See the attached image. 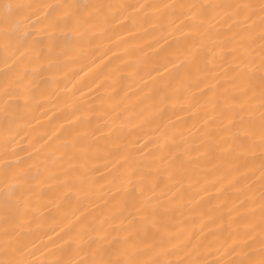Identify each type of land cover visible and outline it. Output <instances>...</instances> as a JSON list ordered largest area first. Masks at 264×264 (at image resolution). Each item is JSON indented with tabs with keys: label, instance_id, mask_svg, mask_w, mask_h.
<instances>
[{
	"label": "bare ground",
	"instance_id": "6f19581e",
	"mask_svg": "<svg viewBox=\"0 0 264 264\" xmlns=\"http://www.w3.org/2000/svg\"><path fill=\"white\" fill-rule=\"evenodd\" d=\"M13 2L113 5L115 7L111 9H103L102 14L119 16L122 5L165 3L259 5L260 0H13ZM147 11L149 16L136 26L120 17V24L92 27L84 41L73 40L70 47L58 49L68 53V67L57 73L55 80L47 73L36 78L33 85L35 98L30 110L23 119L11 125L13 129L11 135L21 147L32 152L34 158L37 156V149L41 160L49 158L48 170L41 168L39 179L34 182L36 185L34 192L29 193L32 204L28 208L21 207L9 217V225L17 228L21 240L30 250L36 251V258L40 260L45 259L49 248L56 252L55 256L47 257L50 260L92 258L91 254L98 247L97 233L93 232L90 237H84L79 245H73L71 248L64 243L69 239V232L75 231L77 217L88 222L110 220L112 228L109 231L112 236L109 239L120 234L116 230L117 225L122 221L124 224L131 221L136 227L133 229L135 239L129 247L134 249H143L151 245L160 234L175 237L179 233L181 239L187 240L191 237L195 242L198 238L211 240L212 232L227 237L247 227L245 214L248 210L240 206L244 199L242 190L251 184L254 186L253 198L259 197L260 149L256 147L249 152L247 147L243 150L236 147L246 143L242 134L241 139L228 143L220 139L224 135L222 132H214L211 140L204 135L205 131L213 127L211 122L207 128L204 125L207 118L205 113L209 111L207 96L211 95L208 86L214 84L217 79L223 84L224 69L232 59L228 53L233 48L247 50L245 37L237 36L235 31L229 32L226 22L231 21H228L224 10L212 11L206 21L210 25H215L212 33L221 38L231 37L230 40L223 42V46L214 48L213 56L204 48L196 49L194 37L187 34L188 28H183L184 34L176 31L171 26V19L174 17L167 16L165 10ZM127 12L137 14L131 8H128ZM139 15L143 16L144 11H139ZM255 19L258 24V17ZM4 27V21L0 20V33ZM39 38L45 39L42 35ZM256 38L258 40V29ZM2 46L3 41L0 40V48ZM253 47L257 49L255 55L258 57L259 43ZM186 48L192 49L190 63L174 68L172 62L176 60V55ZM165 63L168 64V72H164ZM258 65L257 59L256 66ZM196 66L202 71L197 72ZM5 72V66L0 63V81L4 79ZM158 73L163 74V82L177 99L175 107L169 105L163 113L154 115V109L150 107L152 99L155 98L150 92L154 87L150 77H155L159 83L161 76ZM259 76L260 73L257 71L254 76V83L257 85ZM44 80L49 81L47 85L44 84ZM144 81H148L147 87ZM66 88L72 89L74 95L66 93ZM237 91L233 89L234 93ZM73 102L81 109L82 120L76 125L79 131L76 143L78 147L85 149L89 157L86 159H69L71 148L55 152L56 147L65 139L62 126H66L65 117L71 113L69 104ZM13 103L17 105L18 110H23L25 104L23 99ZM254 103L258 107L259 101ZM89 106L92 111H89ZM113 107L120 113L118 117L112 112ZM105 112L108 113L107 116L104 115ZM254 116L258 127L259 112H255ZM165 125H168L167 129ZM6 126L8 118L0 106V134ZM165 133L173 158L167 164V171L162 168L158 173L150 174L155 191L149 187H141L137 191L125 182L113 198L110 193L116 191V188L113 182L114 173L110 169L116 166L120 153L113 149L112 155L107 157L111 163H107L105 148L110 147L117 137L126 143L142 138L141 144H137L132 151L135 152L136 148L146 145L143 147L144 153L150 151L155 153L156 144ZM57 136L60 139H57ZM172 137H175L174 142ZM255 139L258 141V137ZM173 143L179 147H174ZM185 151L188 155L182 154ZM53 152L54 157L50 155ZM19 155L21 158H27V152H19ZM53 159L55 163H52ZM70 169L75 171L65 176L64 173ZM56 177H59L60 181L69 179L75 181V188L62 187ZM5 191L6 185L0 178V208ZM148 198H151L153 206L160 209L154 217L155 228L151 224L145 226L139 216L133 219L127 212L123 215L120 213L118 205L126 204L127 211L134 212V206H138V201ZM252 207L256 211L252 221L255 223L259 220V206ZM5 226L4 215L0 211V241L3 240ZM104 227L108 228V223H105ZM218 255L204 258L212 260L218 258Z\"/></svg>",
	"mask_w": 264,
	"mask_h": 264
},
{
	"label": "snow or ice",
	"instance_id": "6c2138e0",
	"mask_svg": "<svg viewBox=\"0 0 264 264\" xmlns=\"http://www.w3.org/2000/svg\"><path fill=\"white\" fill-rule=\"evenodd\" d=\"M113 7L115 6L72 3L18 4L13 0H0V20H3L5 24L3 32L0 33V40L3 41V46L0 48V63L6 69L5 77L0 81V106L8 118V126L0 134V178L6 185L2 208H0L6 225L2 233L3 240L0 241V264H264V0H260L259 5L250 3L122 5L119 16L102 14L103 9ZM128 8L137 14L133 15V13L127 12ZM148 9L165 10L167 16L174 17L171 19V26L176 31L184 34L183 28H188L189 33L187 34L194 37L196 49L204 48L213 56H215L214 48L223 46V42L230 40L231 37L221 38L212 33L215 25L206 23L212 11L224 10L228 21H231L230 23L226 22L229 32L235 31L237 36L245 37L244 42L247 43V50L241 51L233 48L228 53L232 59L228 67L224 69L223 84L220 79H217L214 84L208 86L211 95L207 96L209 111L205 113L207 118L204 120V125L207 128L211 122L213 127L211 130L205 131L204 135L211 140L214 132H222L224 135L220 139L228 143L241 139L242 134L246 143L236 145V147L241 150L247 147L249 152H252L256 147L260 149L261 187L259 197L258 199L253 198L254 186L251 184L242 190L244 199L240 206L248 210L245 214L247 227L243 231L229 234L227 237L212 232L211 240L198 238L195 242L191 237L187 240L181 239L179 233L175 237L160 234L151 245L143 249H134L129 247L135 239L133 229L136 227L131 221L128 224H124L122 221L120 225H117L116 230L120 234L109 239L112 236L109 231L112 228L110 220L88 222L81 221L80 217H77V227L75 231L69 232V239L64 243L71 248L73 245H79L84 237H90L93 232L97 233L96 244L98 247L91 254L92 258L76 260L73 257L50 260L47 257L55 256L56 252L49 248L45 259L40 260L36 258V251L30 250L27 244L21 240L17 228L9 225V217L21 207L28 208L32 204L29 193L34 192L36 187L34 182L39 179L41 168L43 167L45 171L48 170L49 158L41 160L38 156L39 149L36 150L37 156L34 158L32 152L21 147L11 135L13 131L11 125L23 119L30 110L35 98L33 85L36 78L43 77L47 73L55 80L57 73L68 67V53L58 51V49L70 47L73 40L84 41L92 27L102 24L111 26L120 24V17L136 26L149 16ZM141 10L144 11L143 16L139 15ZM256 17H258V24ZM185 20H187V24H185ZM257 29L258 40L256 38ZM41 35L45 39H40ZM257 42L259 43L258 57L255 55L257 49L253 47ZM191 56L192 49H184L183 52L176 55L172 66L176 68L190 63ZM257 59L259 60L258 67L256 66ZM163 68L164 72L169 71L167 63L163 65ZM195 70L202 71L199 66H196ZM257 71L260 73L258 85L254 83ZM158 75L161 76L159 83L156 82L155 77H150L154 85L150 90L155 96L150 105L154 109V115L163 113L169 105L175 107L177 99L174 93L169 91L167 84L163 82V74L158 73ZM43 82L47 85L49 81L44 80ZM144 84L147 87L148 81H144ZM218 88L220 90H217ZM233 89L238 91L234 93ZM66 93L74 95L72 89L66 88ZM149 98L152 97L149 96ZM19 99L25 101L23 110H18L17 105L13 103ZM254 101H259L258 107ZM69 107L72 111L65 117L66 126H62L65 139L56 147L55 152L71 148L72 153L69 159L89 158L85 149L78 147L76 143L79 138L76 125L82 120L81 109L76 102L69 104ZM89 111H92L91 106H89ZM257 111L259 112L258 127L254 116ZM112 112L117 117L120 115L119 112H116L115 107L112 108ZM104 115L107 116L108 113L105 112ZM167 127L168 125H165L166 129ZM109 135H111V131ZM256 137H258V141L255 139ZM56 138L60 139L59 136ZM141 140L142 138H137L135 141L126 143L117 137L112 141L110 147L105 148L107 163H111L107 157L112 155L113 149L120 153L116 166L110 169L114 173L113 182L116 188V191L110 193L113 198L125 182L132 185L137 191L141 187H149L155 191L153 178L150 174L158 173L162 168L168 170L167 164L173 158V153L169 150L167 133L160 137L155 153L151 151L144 153L143 147L146 145H141L133 152L132 149L137 144H141ZM172 140L174 142L175 137H172ZM173 146L179 147L174 143ZM217 147H221V145H217ZM19 152H27V158H21ZM55 152L50 155L54 157ZM182 154L188 155L186 151ZM52 163H55L54 159ZM107 163L105 167H107ZM74 171L75 169H70L64 175L68 176ZM56 179L62 187L75 188L76 186V182L71 179L64 181H60L59 177ZM253 205L259 206V220L255 223H252L256 216ZM118 207L122 215L127 212V215L132 216L133 219L139 216L145 226L151 224L153 228L156 227L154 217L160 209L152 205L151 198L140 199L138 206H134V212H128L126 204L118 205ZM105 223H108V228L104 227ZM49 239L51 240V237ZM257 244H259L258 248ZM45 247L48 246L45 245ZM214 254H219L218 258L212 260L204 258ZM145 256L150 258L142 259ZM167 257L175 258L167 259ZM224 257L232 258L224 259Z\"/></svg>",
	"mask_w": 264,
	"mask_h": 264
}]
</instances>
